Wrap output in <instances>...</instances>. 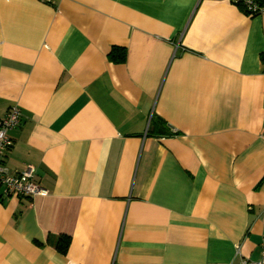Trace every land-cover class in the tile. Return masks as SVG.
<instances>
[{
	"label": "crops",
	"instance_id": "obj_1",
	"mask_svg": "<svg viewBox=\"0 0 264 264\" xmlns=\"http://www.w3.org/2000/svg\"><path fill=\"white\" fill-rule=\"evenodd\" d=\"M13 104L4 164L31 166L47 194L0 198V264L264 253V14L231 0H0V117Z\"/></svg>",
	"mask_w": 264,
	"mask_h": 264
},
{
	"label": "built area",
	"instance_id": "obj_2",
	"mask_svg": "<svg viewBox=\"0 0 264 264\" xmlns=\"http://www.w3.org/2000/svg\"><path fill=\"white\" fill-rule=\"evenodd\" d=\"M231 1L241 5L250 15L264 14V5H259L254 0ZM21 116L19 106L13 104L4 116L0 117V198L9 196L32 197L47 194V190L34 179L31 166H26L11 173L4 164L5 153L12 145L8 132L19 126ZM261 247L264 251V239L261 241ZM239 264H264V253L257 260L242 258Z\"/></svg>",
	"mask_w": 264,
	"mask_h": 264
},
{
	"label": "trees",
	"instance_id": "obj_3",
	"mask_svg": "<svg viewBox=\"0 0 264 264\" xmlns=\"http://www.w3.org/2000/svg\"><path fill=\"white\" fill-rule=\"evenodd\" d=\"M255 2H257L259 5H264V0H254ZM113 51H117L118 53L115 54H111V58L115 61H123L125 58V51L122 48H118V47H113ZM70 243V237L68 235H60L59 240L56 242V247L62 251H66L67 247L69 246Z\"/></svg>",
	"mask_w": 264,
	"mask_h": 264
}]
</instances>
